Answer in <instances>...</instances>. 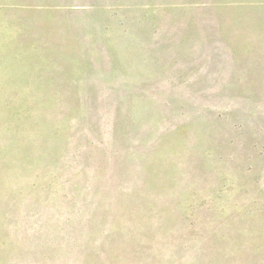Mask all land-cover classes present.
Wrapping results in <instances>:
<instances>
[{"label":"rangeland","instance_id":"1","mask_svg":"<svg viewBox=\"0 0 264 264\" xmlns=\"http://www.w3.org/2000/svg\"><path fill=\"white\" fill-rule=\"evenodd\" d=\"M0 264H264V0H0Z\"/></svg>","mask_w":264,"mask_h":264}]
</instances>
